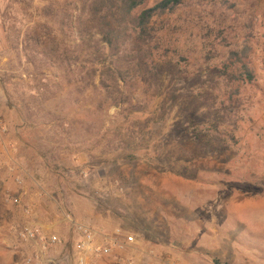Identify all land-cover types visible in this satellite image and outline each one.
I'll return each instance as SVG.
<instances>
[{"label": "rangeland", "instance_id": "1", "mask_svg": "<svg viewBox=\"0 0 264 264\" xmlns=\"http://www.w3.org/2000/svg\"><path fill=\"white\" fill-rule=\"evenodd\" d=\"M70 1L0 0V264H78L72 222L137 241L89 264H264V0L165 17L118 106Z\"/></svg>", "mask_w": 264, "mask_h": 264}, {"label": "trees", "instance_id": "2", "mask_svg": "<svg viewBox=\"0 0 264 264\" xmlns=\"http://www.w3.org/2000/svg\"><path fill=\"white\" fill-rule=\"evenodd\" d=\"M148 1H70L71 9L63 15H57L52 7L45 9L46 16L64 18V23L76 29L82 47L86 43L85 36H89L91 40L87 50L91 51L92 48L91 54H99L98 44L103 47V51L108 52L109 61L100 64L98 79L100 87L117 106L126 103L122 89L141 76L142 65L149 57L143 55L146 52L141 48L142 43L154 41L152 39L156 36V42H159L158 28H162L164 18L187 7L192 0H159L146 8ZM196 1L201 5L204 0ZM96 38H99L100 43L92 42ZM78 60L79 57L75 56L74 62ZM243 72L247 81L253 80L248 69L244 68ZM124 96L125 99H122Z\"/></svg>", "mask_w": 264, "mask_h": 264}, {"label": "built area", "instance_id": "3", "mask_svg": "<svg viewBox=\"0 0 264 264\" xmlns=\"http://www.w3.org/2000/svg\"><path fill=\"white\" fill-rule=\"evenodd\" d=\"M2 141L0 140V151ZM1 159V154H0ZM72 229L75 232L77 241L76 248L80 253L78 264H89V256H103L112 257L116 252L125 251L132 248L137 244L134 236H125L122 240L110 239L107 236H101L97 231L93 230L87 225L72 222ZM119 235V233H116ZM100 237L98 240L97 237ZM23 236L26 240L40 245L43 249L49 245L59 244L60 238L55 234L46 235L42 229H37L33 225H27L25 227ZM119 262H126L127 264H133L130 259L119 256L117 258Z\"/></svg>", "mask_w": 264, "mask_h": 264}, {"label": "crops", "instance_id": "4", "mask_svg": "<svg viewBox=\"0 0 264 264\" xmlns=\"http://www.w3.org/2000/svg\"><path fill=\"white\" fill-rule=\"evenodd\" d=\"M10 225L8 223H5L2 227V229H7Z\"/></svg>", "mask_w": 264, "mask_h": 264}]
</instances>
